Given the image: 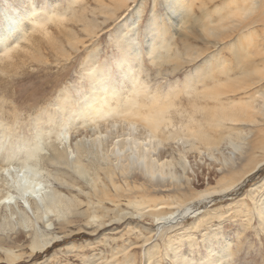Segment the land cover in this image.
I'll return each mask as SVG.
<instances>
[{
    "label": "rangeland",
    "instance_id": "1",
    "mask_svg": "<svg viewBox=\"0 0 264 264\" xmlns=\"http://www.w3.org/2000/svg\"><path fill=\"white\" fill-rule=\"evenodd\" d=\"M104 1L109 8L106 6L107 11L102 13L97 0H45L44 4L35 3L32 13L28 7L26 10L20 8L19 27L23 29L18 32L17 48L6 54L4 45H0V165L8 161L21 162L29 147L37 142L45 144L52 141L56 132L70 130L73 134L74 128L70 122L73 119L79 122L76 114L87 109L84 106L86 100L101 93L94 89L97 73L105 75L106 88L118 83V66L127 43L134 44L131 40L133 35H136L137 50L141 52L140 65H132L127 70L131 78L125 87L118 89L121 98L127 97L129 87L137 77L136 83H144L143 89L147 86L146 93L141 88L144 93L129 92L131 98L135 97L139 103L146 102L147 96L156 89L163 101H173V107H179V111L171 109L170 113L176 125L191 115L194 104L201 107H211L213 104L200 94L205 82L209 84L207 79L201 80L200 76L208 68L214 67L216 56L225 58V64H233L231 52L237 35L216 44L211 43L213 38L208 40L198 34V27H193V19L176 29L170 19L174 12L168 10L166 0H127L119 6L112 0ZM218 1L206 3L213 8L214 2H221ZM194 4V15L200 16V1ZM4 6H7L6 0H0V16ZM211 15L214 20L217 18V15ZM154 16L157 30L149 32L147 25ZM51 17L61 20L52 21ZM186 26L195 30V34ZM255 28L260 26L255 25ZM155 35L158 38L153 44H157L150 50L146 48L147 40ZM257 36L262 37L259 38L260 43L264 42V31ZM245 42L246 39H243L241 44L245 45ZM259 49L262 56L255 54L251 59L263 57L264 45ZM258 79V76L251 74L250 81L246 79L245 83L252 84L245 91L226 93L218 100L226 105L245 99L258 88L264 90V79L257 82ZM226 83L215 87L224 90L233 88V84ZM214 101L219 104L217 100ZM106 107L104 103L99 105L93 118L105 115ZM194 115L204 123L205 129L209 128L201 113L195 112ZM262 119L257 126H234L252 128L250 138L253 139L258 137L257 129L260 128L256 127L260 126L264 132V117ZM100 123V126L104 125V122ZM230 126L232 124L226 123L223 127H217V135L219 130L226 134ZM184 145L188 146L185 140ZM249 148L242 160L237 162L238 166L236 163L237 167L229 173L218 171V162H195V152H186L191 166L187 168L189 182L182 184L181 188L168 182L164 188L152 189L144 197L136 187L128 190L123 176L117 173L115 178L122 185V196H113L116 203L103 201L109 213L99 218L101 225H88L78 216V221L70 224V227L56 229L57 237L42 249H32L30 238L26 237L15 243L14 231L8 234L0 231V264H179L182 260L178 258L184 256L197 264L207 256V245L217 252L225 243L229 244L226 250H222L223 264H264V230L259 225L257 215V211L264 206V200L261 198L262 204H259V197L251 199L249 195L250 189L264 178V164L244 175L230 191H217L206 199L192 200L204 192L219 189L227 179L234 180L250 169L262 157L264 146L249 145ZM220 151L227 156L233 149L230 145H224ZM215 155L222 157L219 152H215ZM42 162L50 171L64 170L48 161ZM135 173L138 172L127 174L129 183ZM60 189L75 194L70 188ZM133 201L136 204L130 203ZM185 203L190 205L191 210H202L201 215H205L203 222L196 223L192 214L167 229L157 228L152 223L156 213L181 210Z\"/></svg>",
    "mask_w": 264,
    "mask_h": 264
},
{
    "label": "bare ground",
    "instance_id": "2",
    "mask_svg": "<svg viewBox=\"0 0 264 264\" xmlns=\"http://www.w3.org/2000/svg\"><path fill=\"white\" fill-rule=\"evenodd\" d=\"M112 1L119 6L127 0ZM166 1L168 10L174 12L170 19L176 25V29L193 19V27H198V34L207 37L208 40L213 38L214 42L212 40L211 43L216 44L225 39H232L234 35L238 36L236 44L232 45L233 64H225V58L221 55L216 56L214 67L208 68L200 76L201 80L207 79V83L212 84L208 86L209 84L205 82L204 90L200 94L203 98L211 100L213 104L210 105L211 107L194 104L191 107V115L176 125L174 116L172 117L170 113L171 109L179 111V107H173L175 106L173 101H163L156 89L153 90L152 95L147 96L146 102L139 103L135 97L131 98L129 92L144 93L147 88V86L142 88L144 83H136L137 77L131 86L133 90L129 87V96L121 98L118 89L125 87V83L131 78L129 69L132 65H140L141 52L137 50L136 35H133L131 40L134 44L127 43L123 59L118 66L120 68L118 83H112L106 88L105 75L97 73L94 89L100 90L101 93L86 100L84 106L87 109L84 108L76 114L77 117L74 116L79 122H75L74 119L70 122L77 135L74 132L71 134L70 130L56 132L52 141L45 144L37 142L29 147L21 162L8 161L0 165V231L6 234L14 231L15 243L21 242L24 240L22 238L26 237L30 238L32 249L48 247L50 240L57 237L54 231L70 227V224L78 221L76 219L78 216L88 225L92 226L95 223L101 225L99 218L109 213V208L103 201L116 203L117 200L114 198L122 196L120 194L122 185L115 178L117 173L123 176L124 185L129 188L128 190L136 187L144 197L152 189L164 188L168 182L178 184V188L189 182L187 168L189 169L190 161L186 159V152H195V162H206V160L218 162L217 170L229 173L238 166L237 162L247 152L249 145L264 146V132L260 126L256 127L260 128L257 129L258 137L253 139L250 138L252 128L234 126L237 124L257 126L263 121L264 90L258 88L245 99L231 101L226 105H222L223 102L218 100L226 93L245 91L252 84L245 83L246 79L250 81L251 74L258 76L257 82L264 79V55L259 60L251 59L255 54L261 55L259 47L264 45V42H259V38L262 37L257 36L264 31V0H221L219 4L214 2L213 8L206 2L215 0H199L202 7L200 16L194 15L192 10L197 0ZM44 2L45 0H6L7 6L3 7L0 16V45H4L6 54L17 48L15 44H19L18 32L23 29L19 27L22 11L20 8L26 10L28 7L32 13L35 11V3L44 4ZM97 2L99 11L106 12L109 8L107 3L104 0ZM211 14L217 15V18L214 20ZM50 20H61V18L51 17ZM255 25H259L260 28H255ZM186 28L195 34V30L191 27L186 26ZM156 30L157 23L154 16L147 25V31ZM157 38V35L149 37L146 48H154L157 43L155 46L153 43ZM159 38H162V35H159ZM243 39H246L245 45L241 44ZM8 41L9 43L6 44ZM240 81L243 84H240ZM222 83L233 84V88L228 89V87L224 90L225 88L215 87ZM112 100H114L113 105H111ZM214 100L219 104L217 105ZM102 103L107 106L104 109L105 115L93 118ZM195 112L201 113L203 121L208 124L207 130L204 123L196 118ZM100 121L104 122L103 126H100ZM226 123L232 126L228 131L226 130V134L219 130L217 135V127H223ZM216 135L217 139H215ZM184 140L188 146H183ZM224 145H230L233 149L227 156L220 151ZM215 152H219L222 157L218 158ZM42 161L61 166L64 170L50 171L51 169H48ZM263 164L264 152L262 157L238 178L234 180L229 178L219 189L198 194V197L191 199L203 200L217 191H230L240 183L244 175L252 169H259ZM132 171L138 173L130 175L131 183H129L127 174ZM52 181L55 183L53 184ZM257 183L259 184L250 189L249 195L251 199L255 196L259 197V204H262L264 178ZM60 187L70 188L75 194L71 191L63 192ZM130 203L136 204L134 201ZM182 207L178 211L156 213L152 223L157 225V228L167 229L174 223L183 222L192 214L196 218V223L203 222L205 215H201L202 210H191L188 203L183 204ZM257 215L259 225L264 230V206L257 211ZM228 244L221 245L217 252H214L215 249L211 245H207V256H204L205 259L201 258L197 264H223L222 250H226ZM185 258V256L178 258L182 260L178 263L196 264L191 258Z\"/></svg>",
    "mask_w": 264,
    "mask_h": 264
}]
</instances>
